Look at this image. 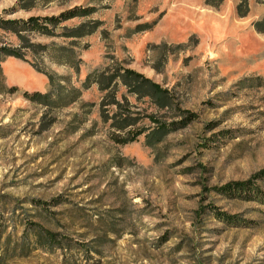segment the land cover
<instances>
[{
    "label": "rangeland",
    "instance_id": "374dc122",
    "mask_svg": "<svg viewBox=\"0 0 264 264\" xmlns=\"http://www.w3.org/2000/svg\"><path fill=\"white\" fill-rule=\"evenodd\" d=\"M239 2L0 0L7 19L93 8L29 42L0 29L24 56H0V264H264V204L215 190L264 168V0L245 16ZM122 67L169 90L168 106L87 82ZM52 89L50 105L24 96Z\"/></svg>",
    "mask_w": 264,
    "mask_h": 264
},
{
    "label": "trees",
    "instance_id": "16d2710c",
    "mask_svg": "<svg viewBox=\"0 0 264 264\" xmlns=\"http://www.w3.org/2000/svg\"><path fill=\"white\" fill-rule=\"evenodd\" d=\"M205 2L213 6H219L222 3V0H205ZM91 8L92 7H89L88 9H84L82 11L80 9L73 8L61 12L59 15L30 16L27 19H7L0 14V29L12 32L16 34L21 40L29 42V40L27 39V35H25L24 32L35 31L53 36L54 31L51 30L49 26L58 27L62 22L75 16L89 15L90 13H92L91 10H93V8ZM237 9L240 16L247 15L249 12V0H240ZM254 27L257 31L264 33V17L260 20L255 21ZM29 44L30 45L28 46H32V43ZM38 46L43 48V45L39 44ZM0 54V56L4 58L8 56L17 58L24 57L23 53L19 49L12 48L10 46L0 47ZM48 76L51 84H54L55 76L53 74H49ZM92 76L94 77L93 81L99 84L102 91H108L110 88V84L116 80L123 83L132 92L149 95L150 97L154 98L161 106H168V104L171 102L169 90L163 88L159 83L154 82L151 78L147 77L139 71H136L135 69L122 67L108 77L105 76V73H100L96 76L95 74H93L88 77V83ZM14 88L15 90H17V87ZM55 91L57 90L52 89L49 92L45 93L41 91H35L33 93L25 91L24 96L32 101L50 105L53 102V98H55ZM79 96L80 94L78 91L76 93V98L78 99ZM105 104H115V101H109L107 103H104V105ZM129 118L122 119L123 123L119 124L117 127L119 129H125L126 127L132 125L133 123L129 121ZM160 125L161 126H159V128L157 129V132L153 131L147 134L148 142H151L150 144H156L163 140L162 137L158 136L159 134L161 135V132L163 134V132H165L164 127L169 125L164 122H162ZM138 134L139 133H137L136 135H132L131 137H127L126 139H124V141H122V143H129L136 140ZM215 190L228 197L258 201L264 204V168H261L260 170L255 172L246 180L228 182L221 187H217ZM46 204V202L35 201L34 206L37 212H40L39 215L42 214L46 209ZM208 207L214 211V215L217 216V218L226 222H231V219L235 217L223 211H219V209H217L215 205L211 204ZM35 214L38 215V213ZM34 224L35 225L33 227V230L36 229V227L40 228L35 238L42 247L54 248L60 246L55 245L60 243V241H58L57 239V233L43 227V225H41L40 223Z\"/></svg>",
    "mask_w": 264,
    "mask_h": 264
}]
</instances>
